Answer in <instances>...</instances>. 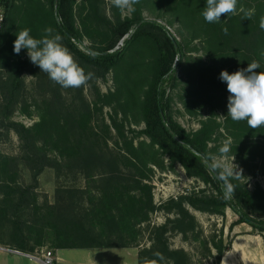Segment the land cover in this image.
Segmentation results:
<instances>
[{"label":"trees","instance_id":"16d2710c","mask_svg":"<svg viewBox=\"0 0 264 264\" xmlns=\"http://www.w3.org/2000/svg\"><path fill=\"white\" fill-rule=\"evenodd\" d=\"M16 1L0 0V6L5 8L0 29V70L6 73L0 84V130L14 133L19 142L18 158L0 154V229L7 217L12 219L13 228L11 242L5 248L28 255L42 250L45 243L53 250L135 248L137 264H192L188 253L174 250L169 244L171 234L183 238L191 235L194 240L197 237V224L190 209L223 216L228 207L239 214L230 228L245 223L264 232V193L259 188L250 193L230 178L234 193L227 199L219 169L211 167L213 149L209 145L220 124L209 118L201 122L196 132L187 133L170 113L171 91L175 88H179L178 97L187 111L195 103L208 106L211 117L215 109H223L226 115L222 127L230 140L229 153L252 157L264 172V126L251 129L247 121L237 122L227 116L229 92L219 78L222 70L231 74L253 61L261 66L256 71H264V29L260 27L264 0H238L237 13L222 15L218 23H208L203 18L206 0H138L131 17L116 16L104 30H89L97 25L92 18L96 0H84L82 9L86 13L83 12L81 24L87 31L83 29V33L90 39L93 33L101 37L97 47L88 49L89 54L75 44L81 34L74 27V0H49L48 10L36 4L39 1H29L27 8L16 5ZM143 7L162 11L177 22L188 42H197L202 55L185 56L186 46L176 40L173 45L172 36L161 25L143 22ZM241 9L254 10V14L247 18ZM25 28L37 39L42 38L45 28L61 35L62 44L85 73L92 74L91 79H103L113 71L116 91L110 97H123L118 100L120 114L123 118L127 112L135 114L143 129L130 131L133 138L127 139L120 124L110 117L111 129L123 138L122 146L119 148L117 142L109 145L107 125H102L100 138L93 123L101 109L86 103L82 86L77 88L79 103L75 105L69 98L72 88L53 82L30 59H9L15 54L16 34ZM119 42L121 47H117ZM176 68L181 71L179 79ZM24 74L47 78L44 94L30 103L23 96ZM98 101L102 103L101 97ZM106 101L111 100L106 97ZM17 109L23 116L37 117V121L30 127L12 121ZM137 137L143 139L135 145ZM160 157H166L171 165L178 164L187 176L213 192L206 195L205 190L192 191L155 206L146 180L152 174L149 166L162 168ZM18 162L30 172L34 182L45 169H52L57 178L75 171L87 183L86 190L64 188L66 197L59 203L38 207L32 188L21 187L17 182ZM29 211L36 217L35 222L22 220ZM156 211L174 217L151 228L149 246L140 248L141 227ZM209 244L216 252L214 258ZM200 246L205 259L212 257L215 264L228 248L223 247L221 239L218 244L202 240Z\"/></svg>","mask_w":264,"mask_h":264},{"label":"rangeland","instance_id":"374dc122","mask_svg":"<svg viewBox=\"0 0 264 264\" xmlns=\"http://www.w3.org/2000/svg\"><path fill=\"white\" fill-rule=\"evenodd\" d=\"M31 0H17L16 5H20L23 8H27L28 2ZM39 1L36 4L39 6H44V9H49V0H34ZM86 1V0H85ZM84 0H74V5L72 8V16L74 20V27L80 34V40L75 41L77 48L89 54L91 47H97L98 43L101 41V37L97 33H93L91 38L84 35L83 29L87 31V28H83L81 24V19L83 12L82 3ZM96 7L95 13L92 18L96 19V26L89 27V30L95 29L94 27H99L100 29H107L109 24L114 23L115 17L119 16L120 19L129 18L133 13L134 6L132 9H127L121 11L115 7L111 0H96L94 1ZM86 6V5H85ZM141 18L143 22H156L161 25L171 36L174 41L181 43L185 47V56L187 57H198L202 53L198 50V44L196 41L188 42V36H186L177 22L172 20L169 16L162 13V11H153L149 8H141ZM5 19V8L0 6V29ZM107 22V23H106ZM109 23V24H108ZM131 30L130 33H132ZM93 41V43L91 42ZM122 42H119L117 47H121ZM194 48L197 50H194ZM15 57H19L20 60L29 59L27 55V50L24 49L19 54H14L9 59L13 60ZM40 74V73H38ZM41 75V74H40ZM181 71L176 68V77L181 78ZM6 77V73L3 69L0 70V84L2 79ZM24 82V98L30 103L31 100H37L40 94H44L46 91L47 78L42 76L32 77L29 74H24L22 76ZM115 75L113 71H110L105 77L102 78H92L88 80L86 84L82 85V95L86 103L95 105L96 109H101L100 112H96L94 118V129L99 134L101 138L103 136L102 125H107L110 127V138L108 139L109 145L113 143H118L119 148L122 146L123 138L118 136L115 130L111 129L110 117L114 118L116 123L120 124L121 132L125 135V138H133V132H138L143 129V124L140 122V118L133 113H126V117L120 114V108L118 100L121 101L122 98H111L110 95L116 91ZM163 88L168 89L166 85ZM70 99H73L75 105H78L79 100L77 99V88H72L69 90ZM168 92V91H167ZM179 88H175L172 93L170 102V113L172 119L182 127L187 133H194L201 127V122H206L209 118L212 121L220 124L218 133L212 136L213 142L210 143L209 147L213 149L211 151V161L214 159H222L220 153V148L223 146L225 141H229L227 135L223 130V122L225 118V111L223 109H215L213 117L210 114V108L208 106H200L199 103L193 105L192 110L187 111L183 102L178 97ZM101 97L102 103L98 101ZM106 97L110 98V102L106 101ZM1 100V92H0ZM114 110L117 111V116H115ZM12 121L21 123L25 127L32 126L36 121L37 117H26L23 116L17 109L13 116ZM134 139V144L143 138ZM227 139V140H226ZM145 140V139H144ZM0 154L5 156H10L11 158H18L19 155V142L16 135L12 132L5 133L0 130ZM233 160V163L237 165V171H240L242 175H236L234 178L241 185H244L250 193L255 192L256 189H260L264 193V172L261 165L257 160L252 159V157H235L229 152L227 153V159L229 162ZM162 168L149 166L152 169V174L146 180V183L151 187V193L153 198V204L159 206L162 203L168 201L169 199H175L181 195L189 194L192 191L205 190L206 195H210L213 190L205 189V187L196 179L187 176L185 171L178 164H173L169 162L166 157H160ZM19 171L20 179L17 181L21 187L28 188L31 187L33 193L35 194L36 204L38 207L44 208L45 206H50L59 203L66 197L62 192V189L67 190H86L87 183L84 179L76 175L75 171L67 172L63 174L62 177L56 176L52 169H45L35 180L32 179L30 172L18 162L17 165ZM76 196V195H75ZM77 199V197H75ZM189 213L194 217L197 229L195 230V240L191 235L183 238L177 234H171L169 236L170 247L174 250H183L188 253L192 259V264H215L213 259L216 256V252L211 248L212 257L205 259V253L200 246V241L205 240L208 243L218 244L221 239L223 241V247H228L225 249L223 257L218 264H222L223 258L228 257L227 264H264V232L259 229L251 228L249 225L243 223L240 225L230 226L236 223L239 219V214L232 211L230 208H225L223 216L211 215L207 213H200L193 210H189ZM174 216L167 215L163 212H154L150 216L148 224H144L141 227V240L140 248L143 246H149V230L153 227H159L163 225L168 218H173ZM254 217V216H252ZM255 219V217L253 218ZM11 218L7 217L1 225L0 232V246L5 247V245L10 244V235L12 233ZM22 220H28L30 222H35L36 217L32 215L29 211ZM199 239L198 241H196ZM138 252V249H136ZM40 251L47 252L50 251L54 257L57 250H53L49 244H43L42 250H35V254L40 253ZM120 253V252H119ZM126 258L125 254H121ZM57 256L62 259V262H53V264H79L85 262V257L90 256L93 259H97L105 264H113L114 257L113 251L104 249H91V250H62L57 251ZM114 256V257H113ZM113 257V258H112ZM132 258H130L131 262ZM21 262L23 260H20ZM28 261V260H27ZM136 262V259H134ZM28 263V262H27ZM32 263V261L30 262Z\"/></svg>","mask_w":264,"mask_h":264},{"label":"clouds","instance_id":"9594fccd","mask_svg":"<svg viewBox=\"0 0 264 264\" xmlns=\"http://www.w3.org/2000/svg\"><path fill=\"white\" fill-rule=\"evenodd\" d=\"M112 4L121 11L132 9L138 0H111ZM238 0H206L202 16L208 23H218L222 15L236 14ZM241 11H244L241 9ZM254 10L244 11L247 18H251ZM260 27L264 29V17L260 20ZM30 29H23L16 34L14 53L19 54L22 49L27 50L30 61L48 75L49 79L63 88H78L91 79V73H85L74 60L69 50L62 44V37L54 34L51 28L44 29L42 38L30 35ZM227 34V28L223 29ZM256 61L248 63L246 68L229 73L222 70L219 78L227 85L229 92L227 116L233 121H247L249 128L264 126V71ZM222 159L216 158L212 163L213 169H219V176L225 188V198L230 199L234 187L229 179L242 175L237 171V165L229 162L227 153L230 151V140L225 141L220 148ZM159 256V254H157ZM161 259H163L161 257Z\"/></svg>","mask_w":264,"mask_h":264},{"label":"crops","instance_id":"0c3cea01","mask_svg":"<svg viewBox=\"0 0 264 264\" xmlns=\"http://www.w3.org/2000/svg\"><path fill=\"white\" fill-rule=\"evenodd\" d=\"M104 250L113 251V254L115 255V257L113 256L114 258L112 257L114 259L113 264H137V253L138 252L135 248L104 249ZM57 251H62V250H57ZM57 251L54 257L55 259H57L55 262H62V259L57 256ZM13 252L15 251L0 246V264H40L34 260L29 259L28 257L23 256V255H28V254L21 253L23 255H18V254H14ZM121 254H125L126 258H124ZM130 258H132L131 262H130ZM228 258H229V254L227 258L226 257L223 258L222 264H227ZM84 259H85V262L79 263V264H105L104 262H101L97 259H93L90 256H87ZM134 259H136V262L134 261ZM20 260H23V261L21 262ZM31 261L32 263H30Z\"/></svg>","mask_w":264,"mask_h":264},{"label":"built area","instance_id":"2783aa9c","mask_svg":"<svg viewBox=\"0 0 264 264\" xmlns=\"http://www.w3.org/2000/svg\"><path fill=\"white\" fill-rule=\"evenodd\" d=\"M29 259L34 260L40 264H53L55 258L50 251H40L38 254L29 255Z\"/></svg>","mask_w":264,"mask_h":264},{"label":"water","instance_id":"95a60500","mask_svg":"<svg viewBox=\"0 0 264 264\" xmlns=\"http://www.w3.org/2000/svg\"><path fill=\"white\" fill-rule=\"evenodd\" d=\"M55 1H56V0H55ZM171 42H172L173 45H175V41H174V39L171 38ZM161 117L163 118V114H162V113H161ZM13 253H14V254H18V255H23V254H21V253H19V252H16V251L13 252ZM23 256L29 258V255H23Z\"/></svg>","mask_w":264,"mask_h":264}]
</instances>
